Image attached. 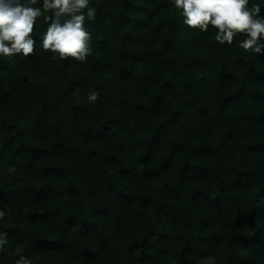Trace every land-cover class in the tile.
<instances>
[{
  "label": "trees",
  "instance_id": "trees-1",
  "mask_svg": "<svg viewBox=\"0 0 264 264\" xmlns=\"http://www.w3.org/2000/svg\"><path fill=\"white\" fill-rule=\"evenodd\" d=\"M89 4L84 62L42 18L0 56V264H264V55L172 0Z\"/></svg>",
  "mask_w": 264,
  "mask_h": 264
},
{
  "label": "clouds",
  "instance_id": "clouds-1",
  "mask_svg": "<svg viewBox=\"0 0 264 264\" xmlns=\"http://www.w3.org/2000/svg\"><path fill=\"white\" fill-rule=\"evenodd\" d=\"M38 0H0V56L20 54L27 58L34 54L33 32L38 18L48 24L42 36L41 47L58 55L60 60L72 58L84 62L91 54V34L85 28L86 16L94 18L96 9L89 0H43L42 8L32 7ZM181 10L183 24L190 29L206 32L211 25L216 29L215 40L231 45L238 34L246 38L239 47L264 55V17L261 6L249 0H172ZM50 13V15H49ZM98 98L90 92L89 102ZM5 216L0 211V219ZM0 247L7 243L6 233L0 234ZM16 264H31L24 257Z\"/></svg>",
  "mask_w": 264,
  "mask_h": 264
},
{
  "label": "rangeland",
  "instance_id": "rangeland-1",
  "mask_svg": "<svg viewBox=\"0 0 264 264\" xmlns=\"http://www.w3.org/2000/svg\"><path fill=\"white\" fill-rule=\"evenodd\" d=\"M199 264H203V263H199Z\"/></svg>",
  "mask_w": 264,
  "mask_h": 264
}]
</instances>
